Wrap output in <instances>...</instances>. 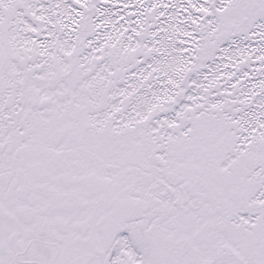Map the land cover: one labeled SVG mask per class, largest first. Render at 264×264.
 Returning a JSON list of instances; mask_svg holds the SVG:
<instances>
[{"label":"snow or ice","instance_id":"1","mask_svg":"<svg viewBox=\"0 0 264 264\" xmlns=\"http://www.w3.org/2000/svg\"><path fill=\"white\" fill-rule=\"evenodd\" d=\"M0 264H264V0H0Z\"/></svg>","mask_w":264,"mask_h":264}]
</instances>
